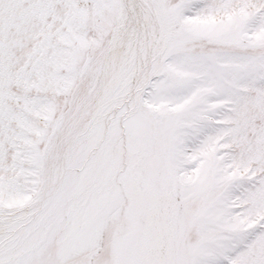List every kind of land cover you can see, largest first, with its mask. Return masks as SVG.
<instances>
[{
    "label": "snow or ice",
    "instance_id": "snow-or-ice-1",
    "mask_svg": "<svg viewBox=\"0 0 264 264\" xmlns=\"http://www.w3.org/2000/svg\"><path fill=\"white\" fill-rule=\"evenodd\" d=\"M0 264H264V0H0Z\"/></svg>",
    "mask_w": 264,
    "mask_h": 264
}]
</instances>
